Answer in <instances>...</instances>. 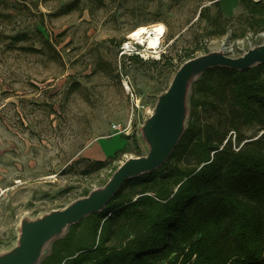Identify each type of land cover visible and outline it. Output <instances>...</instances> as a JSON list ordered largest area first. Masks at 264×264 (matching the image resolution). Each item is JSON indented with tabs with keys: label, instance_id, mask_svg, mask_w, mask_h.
I'll list each match as a JSON object with an SVG mask.
<instances>
[{
	"label": "rangeland",
	"instance_id": "rangeland-1",
	"mask_svg": "<svg viewBox=\"0 0 264 264\" xmlns=\"http://www.w3.org/2000/svg\"><path fill=\"white\" fill-rule=\"evenodd\" d=\"M248 14L238 0H0V256L19 245L24 226L146 156L147 124L185 49L238 57L264 45V30L247 28ZM216 15L225 34L217 35ZM155 24L164 29L160 58L118 57L129 33ZM96 160L106 165L94 169ZM66 230L47 238L32 264Z\"/></svg>",
	"mask_w": 264,
	"mask_h": 264
},
{
	"label": "trees",
	"instance_id": "trees-1",
	"mask_svg": "<svg viewBox=\"0 0 264 264\" xmlns=\"http://www.w3.org/2000/svg\"><path fill=\"white\" fill-rule=\"evenodd\" d=\"M238 2L249 13L247 28L264 30V0ZM213 20L217 35L225 34L224 19ZM192 57L185 49L176 69ZM188 106L165 161L68 224L39 264H264V62L203 70ZM247 125L262 132L244 137Z\"/></svg>",
	"mask_w": 264,
	"mask_h": 264
},
{
	"label": "water",
	"instance_id": "water-1",
	"mask_svg": "<svg viewBox=\"0 0 264 264\" xmlns=\"http://www.w3.org/2000/svg\"><path fill=\"white\" fill-rule=\"evenodd\" d=\"M262 62H264V45L249 49L238 57L229 56L221 50L184 61L175 72L167 90L159 96L153 115L147 124V132L152 142L146 156L131 157L125 160L100 190L77 199L40 221L24 226L19 245L1 255L0 264L34 263L47 238L60 232L64 226L78 221L82 216L101 210L124 180L161 165L183 131L182 120L185 115L187 88L203 70L218 65L245 69Z\"/></svg>",
	"mask_w": 264,
	"mask_h": 264
},
{
	"label": "built area",
	"instance_id": "built-area-1",
	"mask_svg": "<svg viewBox=\"0 0 264 264\" xmlns=\"http://www.w3.org/2000/svg\"><path fill=\"white\" fill-rule=\"evenodd\" d=\"M143 28V32H138ZM155 26L139 27L129 33L126 39L120 44L118 49V57L138 56L144 60H153L160 58L162 53V40L164 32L155 38Z\"/></svg>",
	"mask_w": 264,
	"mask_h": 264
},
{
	"label": "bare ground",
	"instance_id": "bare-ground-1",
	"mask_svg": "<svg viewBox=\"0 0 264 264\" xmlns=\"http://www.w3.org/2000/svg\"><path fill=\"white\" fill-rule=\"evenodd\" d=\"M154 26H155L154 33H155V38H156L164 32V29L161 25L155 24ZM139 31L143 32L144 29L140 28L137 32H135V34H138Z\"/></svg>",
	"mask_w": 264,
	"mask_h": 264
}]
</instances>
